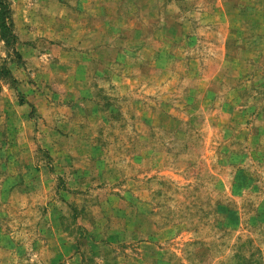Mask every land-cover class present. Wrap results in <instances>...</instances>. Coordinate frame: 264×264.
<instances>
[{"label":"rangeland","instance_id":"1","mask_svg":"<svg viewBox=\"0 0 264 264\" xmlns=\"http://www.w3.org/2000/svg\"><path fill=\"white\" fill-rule=\"evenodd\" d=\"M4 11L0 264H264V0Z\"/></svg>","mask_w":264,"mask_h":264},{"label":"trees","instance_id":"2","mask_svg":"<svg viewBox=\"0 0 264 264\" xmlns=\"http://www.w3.org/2000/svg\"><path fill=\"white\" fill-rule=\"evenodd\" d=\"M1 14V13H0ZM2 15H5V17L3 16V18L0 19V32H1V35L4 39L8 38L7 36L10 35V38H12L14 41H13V44L15 43V40H16V37L14 35H12V32H11V29L10 27L8 26V24L5 22L6 21V17L7 19L10 18V14L8 11H4V13H2Z\"/></svg>","mask_w":264,"mask_h":264}]
</instances>
